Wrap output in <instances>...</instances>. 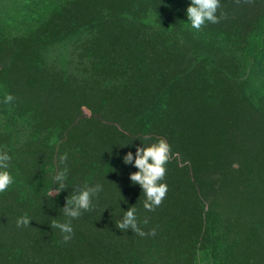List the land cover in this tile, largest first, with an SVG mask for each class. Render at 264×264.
Listing matches in <instances>:
<instances>
[{"label":"trees","instance_id":"16d2710c","mask_svg":"<svg viewBox=\"0 0 264 264\" xmlns=\"http://www.w3.org/2000/svg\"><path fill=\"white\" fill-rule=\"evenodd\" d=\"M190 2L0 0L1 112L25 108L55 134L62 128L70 143L86 145L82 158L67 153L59 166L68 168L69 194L85 183L103 186L92 210L71 221L70 241L51 227L53 219H69L57 202L49 237L40 230L20 246L0 245V264H64V250L65 264H198L201 253L221 264L231 226L219 195L247 190L239 182L243 168L264 170V100L249 87L264 61V0H221L217 16L226 18L199 31L187 17ZM71 54L84 57L83 70L66 68ZM55 134L41 143L47 154L59 147ZM158 138L177 155L162 181L166 199L147 211L129 178L138 169L123 157L135 158L137 147ZM13 186L0 203L24 206L23 195L12 198ZM134 206L138 226L155 235L116 227ZM244 242L237 247L253 248Z\"/></svg>","mask_w":264,"mask_h":264},{"label":"rangeland","instance_id":"374dc122","mask_svg":"<svg viewBox=\"0 0 264 264\" xmlns=\"http://www.w3.org/2000/svg\"><path fill=\"white\" fill-rule=\"evenodd\" d=\"M55 48L64 49V47ZM68 56L72 59L66 57L64 60L66 68L72 69L76 66L77 69L83 70L84 66L82 65L86 61H84V57H81L80 54L76 56L77 59H75L74 54ZM76 62L79 64L76 65ZM243 68L242 73L249 72L250 74L249 67L243 66ZM253 72V75L251 72L253 80L249 87L253 90V95L264 100V61ZM83 110L89 113L86 107H83ZM26 112L25 108H21L20 112L16 114L12 107L9 115H4L0 110V152H7L11 157L10 166L7 170L13 176V183L15 184L12 187L11 194H14L12 198L17 200L19 195H23L25 201L24 206H15L8 202L0 203V245L20 246L23 240L31 239L32 234L38 233L40 230H43L46 238L49 237L51 233L50 223L47 220L51 219L50 216L53 214L55 205L61 203L58 211L63 213L62 209L66 204V198L71 196L66 189L59 195L55 194L54 177L57 171H60L59 158L65 153L82 158V153L86 148V145L81 142L73 141L70 143L68 140L69 132H64L62 128L57 127L59 135L55 134V129L49 123L42 126V122L32 119ZM52 133L57 135L56 145L59 147L53 153L47 154L48 150L43 149L41 143H46ZM25 142L26 145L24 146ZM62 143H69L77 150H74L73 153L69 152V148L63 150L60 147ZM40 148L41 151L39 152ZM246 158V155L243 156L242 161ZM242 161H240L242 163L241 169L244 167ZM243 171L239 182L247 190L245 189L246 191L242 194L219 195L220 199L225 201L227 211L224 225L231 226L224 239L225 243H228V247L223 254L225 258H222L221 264H264V170L250 167L243 168ZM229 182L228 180L227 185ZM51 189L53 194L49 197L48 193ZM25 214L31 220L30 226L17 227L18 218ZM256 215L258 221L255 218ZM237 216L238 222L235 220ZM239 230L242 232V238L237 235ZM247 235L249 238L245 237ZM239 241H245L244 243H249L253 248L242 246L239 249L236 245ZM28 244H22V246L27 252H30L33 246ZM64 252L66 253L63 261L65 264L68 251L64 250ZM67 262L69 263V261ZM198 264H216V262L212 257L201 253Z\"/></svg>","mask_w":264,"mask_h":264},{"label":"clouds","instance_id":"9594fccd","mask_svg":"<svg viewBox=\"0 0 264 264\" xmlns=\"http://www.w3.org/2000/svg\"><path fill=\"white\" fill-rule=\"evenodd\" d=\"M237 4L241 0H235ZM253 0H244V3H252ZM221 8V0H191L189 7L187 8V17L191 23V27L197 31L201 30L206 23L216 24L220 22L221 18H226L224 14L217 16V12ZM15 100V97L11 94H7L4 98V103L11 104ZM177 154L172 152L171 145L164 138H158L156 142L145 145L143 147H137L135 152V158L132 152H128L123 157V162L126 165L132 164L136 169V172L130 174V180L133 184H138L142 192L144 193L145 200L143 207L147 211H155L159 207L163 200L166 199L168 192V185L163 183L165 176L167 175V165L172 161ZM60 163H66L68 156L67 153L62 155ZM11 157L7 152H0V193L6 192L8 188L13 184V176L7 170L10 166ZM68 177V168L57 171L54 181L56 183L55 194L59 193L67 188L66 180ZM103 190V186L99 183L95 185H89L85 183L83 186L74 190L71 196L66 198V204L63 207L64 216L69 219L66 222H57L53 219L51 224L52 228L59 229L63 234V241L67 243L72 239L74 230L71 221L78 219L83 212L91 211L93 208V197L97 196L99 192ZM53 194L52 189L49 191L48 196ZM136 208L130 207L123 216L122 221L117 222L116 227L121 231L135 232L139 236L155 235V229H152L150 233H145L139 226L136 216ZM30 218L25 214L18 218L17 227L30 226ZM144 224L148 223L147 218L143 221Z\"/></svg>","mask_w":264,"mask_h":264}]
</instances>
